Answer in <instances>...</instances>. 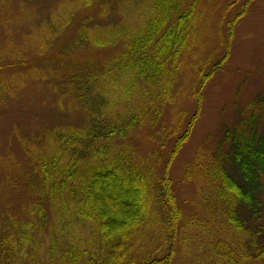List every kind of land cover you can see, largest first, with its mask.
Wrapping results in <instances>:
<instances>
[{
    "label": "trees",
    "instance_id": "trees-1",
    "mask_svg": "<svg viewBox=\"0 0 264 264\" xmlns=\"http://www.w3.org/2000/svg\"><path fill=\"white\" fill-rule=\"evenodd\" d=\"M93 4H75L87 19L77 14L76 40L64 45L62 61L72 63L80 53L93 63L113 51L92 64L96 70L70 74L64 96L78 103L84 121L54 129L40 150L28 154L26 180L14 181L13 189L25 191L34 204L0 217V264H258L264 253L257 242L261 226L247 230L242 211L259 203L264 186V136L232 135L223 155L202 154L184 170L198 195L191 201L196 214L188 216L170 169L194 124L209 73L194 68L196 110L185 130L186 111L156 130L178 103L181 58L191 53L201 2L141 0L146 12L137 13L138 24L128 25L134 14L128 10L122 15L127 26L106 31L88 29L96 18ZM69 24L52 34L68 32ZM141 133L148 134L145 156L131 142ZM49 210L56 220L45 232Z\"/></svg>",
    "mask_w": 264,
    "mask_h": 264
},
{
    "label": "rangeland",
    "instance_id": "rangeland-1",
    "mask_svg": "<svg viewBox=\"0 0 264 264\" xmlns=\"http://www.w3.org/2000/svg\"><path fill=\"white\" fill-rule=\"evenodd\" d=\"M77 1L0 0V70L3 75L0 82L5 84L1 91L6 94L5 101L0 100V217L10 211L19 214L34 204L25 191L13 189L14 181L26 180L23 172L31 168L32 157L28 154L33 149L40 150L44 139L54 129L79 127L84 121L78 103L67 94L64 96L70 74L96 70L92 64L106 59L113 51L108 49L109 53L96 56L93 63L85 62L88 55L82 57L80 53L74 54L75 59L70 55L68 60L72 59V63L62 61L64 45L76 40L77 14L87 19L84 11L77 13ZM95 1L96 18L94 16L88 29L92 26L102 31L123 28L127 22L122 15L128 10L134 13L127 20L128 25L138 24L137 13L146 12L140 6L141 0L127 5L122 4L123 0ZM199 1V24L191 42V53L187 51L181 58L184 70L175 90L178 103L166 110L163 123L156 129L169 126L173 118L186 111L184 119L181 117L185 130L196 110L191 98L196 81L194 68H203L209 73L201 88L202 101L194 124L170 169L176 196L188 216L196 214L191 201L198 195L196 186L189 184V179L184 180V170L202 154L204 159L223 155L222 149H229L232 135L249 137L257 131L259 136H264V0ZM247 1L250 3L246 7ZM105 2V7L101 8ZM68 21V32L61 30L58 36L56 32L55 36L52 34L53 28ZM19 59L26 62L22 64ZM69 63L71 66L67 65ZM215 64L217 68H213ZM147 135L141 133V138L131 140L144 156L149 149L144 143ZM246 206L242 211V216L248 220L246 228L255 230L261 226L257 242L264 250V186L259 203L252 208ZM47 214L45 232L56 220L52 210ZM200 218L204 220L205 215H199ZM258 264H264V253Z\"/></svg>",
    "mask_w": 264,
    "mask_h": 264
}]
</instances>
